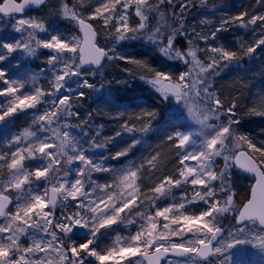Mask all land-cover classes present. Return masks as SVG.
Instances as JSON below:
<instances>
[{
	"label": "snow or ice",
	"instance_id": "snow-or-ice-1",
	"mask_svg": "<svg viewBox=\"0 0 264 264\" xmlns=\"http://www.w3.org/2000/svg\"><path fill=\"white\" fill-rule=\"evenodd\" d=\"M48 2L0 0V14L15 19L13 30L20 34L0 38V124L19 113L33 114L32 124L0 152V173L7 170L6 178L0 176V264H162L170 256L179 259L168 264H264V141L240 131L236 100L222 99L211 83L221 64H238L264 48V14L240 12L222 18L215 30L189 33L185 14L196 6L194 0H75L71 6L60 0L53 15L79 30V35H65L54 21L24 18L27 10ZM200 4L206 7V0ZM257 25L258 38L238 41L237 50L207 43L227 26H253L255 37ZM192 37L206 46H194ZM127 41H145L164 60L181 61L187 70L174 76L118 53L116 46ZM41 50L47 68L39 72L10 63L16 52L35 57L44 55ZM115 60L145 68L150 74L146 83L184 111L153 108L125 119L128 107H139L126 104L118 130L103 139L100 131L92 135L87 120L68 123L80 117L78 102L89 95L110 107L120 105L123 98L104 96L103 85L98 89L87 79ZM49 73L45 88L41 74ZM248 114L264 117V96ZM153 123L163 132L162 143L174 150L176 165L170 172L159 150L139 163L108 165L127 159L143 134L153 131ZM75 127L81 130L79 138ZM125 135L129 139L121 146L116 138ZM110 145L116 150L107 156L95 151ZM233 169L254 178L239 204ZM97 173L108 177L101 183ZM199 204L204 207L190 211ZM225 220L232 223L225 226ZM122 224L136 230L101 249L100 237ZM22 237L30 242L25 245Z\"/></svg>",
	"mask_w": 264,
	"mask_h": 264
},
{
	"label": "trees",
	"instance_id": "trees-1",
	"mask_svg": "<svg viewBox=\"0 0 264 264\" xmlns=\"http://www.w3.org/2000/svg\"><path fill=\"white\" fill-rule=\"evenodd\" d=\"M195 7H190L188 12L185 14V20L187 23L185 24V29L188 31V27H197L201 25V21H205L206 25H211L218 27L221 23L222 18H227L231 16L238 15L240 12L247 11L249 13H264V2L258 4L257 0H206V7L201 6L200 0H194ZM52 7L48 2V5L42 7L35 12H45L46 10ZM34 13V12H31ZM30 14V13H29ZM228 31H221L218 33V41L221 45L232 48V50L238 49V41H252L254 38H258L260 29L259 26H256V36L254 37L253 26H248L247 28H240L236 26H227ZM249 28V29H248ZM137 43V42H136ZM139 48L134 50L129 57L135 58L137 60H141L146 62L153 68L162 69L165 67L164 65H175L178 69L183 65L180 64L179 61H167L164 60L158 51L148 46L147 42H138ZM246 57L243 59L244 63ZM242 61V62H243ZM175 63V64H172ZM124 63H117L110 68L103 69V72H106V76L108 77V81L113 84L117 81L119 71H122L125 67ZM184 67V66H183ZM109 69V70H108ZM133 69V71L138 72V76L132 85L125 87L126 90L123 91L121 95H119L120 86L118 84H114L113 91L111 95L112 98L121 97L123 98L118 107H110L107 104L101 102V100H95L96 104L92 109V115L89 116V119L92 121H96L97 123L103 122L108 125V127H112L114 131L118 130L119 123L117 122L119 119L116 118L119 112L125 111L124 105L133 104L139 105V107L130 106L126 109L125 119L129 114L139 113L142 110H153V108L158 112L160 109L165 107L168 108L170 112H172V106L170 102H163L162 99L154 92V89L151 88V85L147 84L146 81L149 78L150 74L147 72L145 68L139 67L134 64H129L125 68V70ZM109 74V75H108ZM144 77L142 80L141 77ZM105 78L103 80H99L96 83L97 88H101L102 90L107 87L108 83H106ZM212 83V91L219 95L222 99H235L237 102V114H243L249 108H251L254 104H256L261 96H264V76L262 74H258L255 79L249 80L245 89H242L237 82V79L232 78L231 76H218L215 75L214 78H211ZM149 88V89H148ZM105 92V91H104ZM171 100V99H169ZM104 104V106H103ZM96 110V111H94ZM19 118H11L9 120L8 128L6 129L7 133L13 131L14 127L17 128ZM240 131L246 133L256 139L257 142L264 141V117L249 114L248 117L240 118ZM158 125L153 123L152 132L143 134L144 139L143 142L134 149L133 153L129 155L127 159L121 158V163L127 162V160H135L139 163L145 156L149 153L159 150L161 152V160L165 164H167V171H171L176 165V161L173 158V149H171L168 145L162 143L163 132L157 131ZM4 129L3 125L0 124V135L1 131ZM118 144L123 146V142L128 141L129 137L125 135L122 139L116 138ZM116 150L112 145L106 150L109 154L110 151ZM169 161H171L169 163ZM110 165L118 166L116 161H109ZM234 175L232 177L233 186L235 182L237 184V192H236V202L239 204L244 196H246L249 192L250 185L252 181L239 174L233 169ZM7 170L5 169L0 175H6ZM163 174V173H161ZM243 179V184L239 182V179ZM241 184V185H239ZM180 191H183L182 189ZM199 205H193L190 209L193 211H198L202 208ZM232 223L231 220L224 221L225 226H229ZM122 225L114 226L112 230H108L103 236L100 237L98 243L100 245H107L112 237H114L117 233H119V229ZM126 226V225H125ZM132 227V225H128ZM124 227V226H123Z\"/></svg>",
	"mask_w": 264,
	"mask_h": 264
},
{
	"label": "rangeland",
	"instance_id": "rangeland-1",
	"mask_svg": "<svg viewBox=\"0 0 264 264\" xmlns=\"http://www.w3.org/2000/svg\"><path fill=\"white\" fill-rule=\"evenodd\" d=\"M68 2H69V6H71V4L73 2H75V0H68ZM49 3L52 7H50V9H48V11L47 10L45 12H35L34 11V13H30V14L25 15L24 18L39 17V18H42L46 21H54L55 27L60 32L64 33L65 35H68L69 33H71L73 35H79L78 30L76 28H74L73 24L70 21L63 20L58 15H53V13L55 12V9L59 7L60 0H49ZM260 14H264V13H260ZM14 23H15V19H13L10 22L8 18L0 17V38L8 39V40H11L13 38H19L20 34L16 33L13 30V24ZM216 26L217 25L211 26L210 24L205 26V24L201 23V25H198L197 27H188V32L191 33L193 28H195L196 31H198V32H200V31L210 32L212 30H215ZM25 35H26V33H25ZM41 35H44V34H41ZM104 35H105V33L103 31H101V40L102 41H103ZM138 42H143V41H135V42L134 41H127V42H124L123 47H121L120 45L116 46V51L122 55L129 56V55H131V53L134 50L139 48ZM192 42H193L194 46H198V47H205L206 46L205 42L200 41L198 38H195V37H192ZM207 43L208 44H214L216 46L221 45L218 40H216V41L209 40ZM41 52H44V55L38 54L35 57H27V56L23 55V53H21V52H16L13 54V57L11 58L10 63L12 65H15L17 63L23 64L24 68L21 69V71H24L26 69L29 72H33V73L39 72L41 68H44V69L47 68V65L44 63V60L46 57V51L41 50ZM201 59H205L203 54H201ZM245 61H246L245 63H244V61L243 62L241 61L238 64L232 63L228 67H225L223 64H221L220 67H218L216 69V75H218V76H224V75L225 76H231L232 78L237 79L238 85L242 89H245L249 80L255 79V77L258 74H262L264 76V48L258 49L257 52L254 54V56L246 57ZM118 62L119 63L125 62V64H126L124 69L122 71H119L120 73H119L118 78H117L118 82L114 83V84H118L121 87L119 90V95H121L123 93V91L126 90L125 87H128V86L133 84V82L135 81L134 79H136L138 76V72L135 73V71H133V69L125 70L127 65H129L131 63H128V62L123 61V60H115V61L107 62L104 69H106L107 67L110 68V66H113V65L117 64ZM179 62L181 65H183V63L181 61H179ZM172 64H175V63H172ZM4 66L7 67L8 63H6ZM174 66L175 65H168L167 67H163L162 70L165 72L171 73L174 76H178L180 72L187 70L185 67H183L184 65L182 67H179L178 69H175L177 67H174ZM10 71H11V69H10ZM106 72L104 71L102 74L97 75L95 77L88 76L87 79H89L91 82L97 83L100 79L103 80V78H105V81H106V83H108V85H107V87H105L102 90V92H103L104 96H109V95H111V93L113 91V87H114L113 85L114 84L112 82L108 81V79H107L108 77L106 76ZM12 74L15 75V73H12ZM50 78H51L50 73L47 75V77H45L44 74H41V84L43 87H45V88L48 87V79H50ZM72 87L75 88L76 85L73 84ZM151 88H152V86H151ZM85 91L87 92L89 90L85 89ZM154 92H155V90H154ZM3 99L4 98H0V101H3ZM98 99L101 100L98 95L93 94V95H89V96L85 97L83 100H80L78 102V107L76 109L77 111H79L80 117L79 118H77V117L68 118L67 122L72 124V125H76V124H79L81 120H87L88 125L91 127L92 135H95V133L97 131H100L101 132V139H103L105 137L113 135L115 131L112 127H110V126L108 127V125L106 123H104V121L97 123L96 121H94V120L92 121L91 119H89L88 114H89V112H92V109L94 108V105L96 104L95 100H98ZM162 101L171 103L172 112H176L177 110L184 111L182 106H179V107L176 106L174 99L167 100V101L162 99ZM74 103H76V102L74 101ZM103 106H104V104H103ZM94 111H96V110H94ZM248 115H249L248 110H246V112H243V114H241V115H240V113L237 114L239 119L242 116H243V118H246V117H248ZM12 118H19L18 124L15 125V126H17V128L15 129V127H14L13 131H11L10 133H7L6 129L8 128L7 127L8 122L2 124L4 129L1 131V135H0V152L7 151L9 149L8 141L11 140V138L13 136L20 135L24 131L25 128H28L32 124L33 114H32V111H29L27 113H19L15 117H12ZM116 118L119 119V113L116 116ZM178 123H183V121H178ZM85 130H87V129H85ZM73 134L77 135V137L79 138V136L82 135L80 128L75 127L73 129ZM85 146H87L86 143H85ZM95 151H103L105 156L108 155V153H106L107 152L106 150H95ZM29 164H31V162H29ZM126 164H127V162H123L121 165L119 164L117 167L125 166ZM222 164H223V161L221 160L220 165L222 166ZM108 165H110L109 161H108ZM0 176H3L4 178H6L7 174L6 175H0ZM95 176L100 180L101 183H103L104 179L108 177V174L97 173V174H95ZM236 182H238V181H236ZM236 182H235L234 188L237 192L238 187H237ZM239 182H241L243 184V179L240 178ZM239 185H241V184H239ZM12 197H13V199L15 198V193H12ZM200 206L202 208L204 207V205H202V204ZM69 210H72V209H69ZM190 211H193V210L190 209ZM57 214H59V210L57 211ZM227 221H229V220H227ZM0 222H2V221H0ZM123 226H121V228L119 229V233H117L114 237H112L107 245L106 244L100 245V243H98V246L101 249L106 248V247H110L113 245V243H114V241L118 235L121 237H126L129 235L130 232H134L136 230L135 226H132V227L125 226V225H123ZM77 236L83 237L84 236L83 231L78 230ZM189 238H191V237H189ZM21 240L25 245L30 242L27 239V237H22ZM249 250L255 251V250L251 249L250 246H249ZM169 260H171V259H167L163 264H168ZM110 264H111V262H110ZM209 264H213V262L209 261Z\"/></svg>",
	"mask_w": 264,
	"mask_h": 264
},
{
	"label": "water",
	"instance_id": "water-1",
	"mask_svg": "<svg viewBox=\"0 0 264 264\" xmlns=\"http://www.w3.org/2000/svg\"><path fill=\"white\" fill-rule=\"evenodd\" d=\"M40 9V8H39ZM36 10H38L37 8H30L29 10H27L23 15H26V14H28V13H30V12H34V11H36ZM19 15L20 14H16V16L17 17H19ZM0 17H4L2 14H0ZM4 18H7V17H4ZM78 30V29H77ZM78 33H79V30H78ZM81 39H82V37H81ZM235 171L236 172H238L239 174H241V175H243V176H245V177H247V178H249L251 181H252V183H254V178H253V176L251 175V174H249V173H246V172H243L242 170H240V169H235ZM251 183V184H252ZM250 190V189H249ZM174 257H168L167 259H173ZM167 259H165V260H163L162 261V264L167 260ZM174 259H179V258H174Z\"/></svg>",
	"mask_w": 264,
	"mask_h": 264
}]
</instances>
